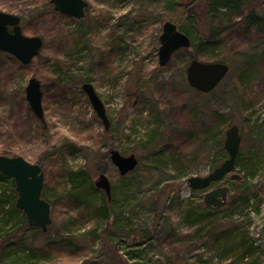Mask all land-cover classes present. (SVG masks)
<instances>
[{"label":"rangeland","instance_id":"374dc122","mask_svg":"<svg viewBox=\"0 0 264 264\" xmlns=\"http://www.w3.org/2000/svg\"><path fill=\"white\" fill-rule=\"evenodd\" d=\"M84 1L77 20L50 0H0V11L20 17L23 35L43 42L28 65L0 52V155L39 165L42 198L51 206L45 233L23 229L12 179L0 182V194L13 189L19 212L0 227V264H264V34L238 18L205 20L196 0ZM166 21L192 44L161 68L158 37ZM194 59L229 66L208 94L187 85ZM31 78L41 86L43 121L25 100ZM84 83L104 105L107 130ZM234 125L238 178L192 190L189 178L207 176L227 158L223 142ZM112 150L138 160L123 178ZM99 174L112 186L108 220L100 210L106 198L93 184ZM224 186L225 206L205 211L204 194ZM188 213H204L205 228L193 226ZM248 221L254 247L225 252L239 244L232 236ZM229 226L236 231L220 233Z\"/></svg>","mask_w":264,"mask_h":264},{"label":"water","instance_id":"95a60500","mask_svg":"<svg viewBox=\"0 0 264 264\" xmlns=\"http://www.w3.org/2000/svg\"><path fill=\"white\" fill-rule=\"evenodd\" d=\"M50 3L56 12L77 20L84 17V10L87 7V2L84 0H50ZM20 22V17L0 11V52L13 56L23 65H28L39 54L43 42L40 37L23 35ZM158 41L157 58L158 66L161 68L167 66L174 53L181 49H188L192 44L190 37L170 21L163 23ZM228 71L229 66L225 63H205L194 59L187 65L185 79L190 88L208 94L224 79ZM81 89L107 130L110 123L106 117L104 105L94 88L91 84L84 83ZM25 100L33 115L43 121L42 91L40 83L35 78H31L27 82ZM240 142L237 126L229 127L223 142L227 158L207 176L189 178V187L192 190H206L213 183L221 181L226 175H230L231 179H237L238 176L233 174V171ZM109 159L120 177L133 171L138 164L134 155L125 157L116 150L110 151ZM0 173L14 181V189L17 194L15 208L23 213L28 226L45 233L51 224V207L42 198L44 173L40 166L31 164L20 156L0 155ZM93 184L97 190L103 192L109 202L112 197V187L107 176L99 174ZM227 194L228 188L225 186L213 188L204 194L203 203L206 208H222L226 204Z\"/></svg>","mask_w":264,"mask_h":264},{"label":"trees","instance_id":"16d2710c","mask_svg":"<svg viewBox=\"0 0 264 264\" xmlns=\"http://www.w3.org/2000/svg\"><path fill=\"white\" fill-rule=\"evenodd\" d=\"M196 1H199L202 4V7H199V10H200V15L205 20L215 18L218 20L219 23L223 22V24H226L232 21L233 19L238 18L239 20H242L245 25L254 26L258 32H260L261 34H264V7H263L264 4L263 3L259 4V6L257 7L255 4H253V0H196ZM210 37L212 38L215 37V33L212 32ZM14 126L15 125L11 126L12 130ZM14 131L17 132L16 130ZM219 149H220V146H219ZM235 167H236V163H235ZM6 179H8V177L0 173V182ZM10 185H11V188L14 186V183L12 180L10 181ZM12 190L13 189H11V194L13 192ZM11 194H7L5 191H2V193L0 194V225H1L0 227L1 228L3 227L2 229H4V231L6 230V228L11 226V221H12V217L14 213H19L13 207ZM248 196L249 195H247V197H245V200H244L245 207L249 204ZM235 208L232 212L236 210ZM100 210H101V217L104 218L105 220H108L109 214H110L108 202L103 201V204ZM204 210L215 212V213L220 211V209H211V208H206V207L204 208ZM187 216H190V218L192 217V219L190 220V223L193 226L198 227V228L201 227L203 229L205 228L207 218L204 217L205 216L204 213H202L201 215L197 217L195 215L193 216L192 213H188ZM22 223H23L22 224L23 229L28 228V225L24 220H22ZM248 224L250 225L251 221H248L247 225ZM249 225L244 226L243 228H245V230H243L241 233L237 232L234 234V236H232V237H237L239 244L234 245V246L232 245L225 246L224 247L225 252L226 250H235V251L242 250L243 251L242 255H243L245 254L244 253L245 250L246 251L251 250L254 247V243L252 239L249 238L248 235L246 234V229L249 227ZM235 228L236 227L234 226H231V227L229 226L225 229V231H221L220 233L236 231ZM230 238L231 236L225 237V239H230ZM246 241L248 243H245Z\"/></svg>","mask_w":264,"mask_h":264}]
</instances>
